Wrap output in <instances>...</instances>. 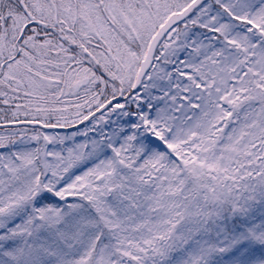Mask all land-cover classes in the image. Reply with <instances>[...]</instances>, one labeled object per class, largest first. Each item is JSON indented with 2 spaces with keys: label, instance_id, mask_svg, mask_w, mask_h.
Segmentation results:
<instances>
[{
  "label": "snow or ice",
  "instance_id": "obj_1",
  "mask_svg": "<svg viewBox=\"0 0 264 264\" xmlns=\"http://www.w3.org/2000/svg\"><path fill=\"white\" fill-rule=\"evenodd\" d=\"M0 264H264V0H0Z\"/></svg>",
  "mask_w": 264,
  "mask_h": 264
}]
</instances>
